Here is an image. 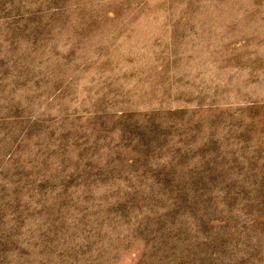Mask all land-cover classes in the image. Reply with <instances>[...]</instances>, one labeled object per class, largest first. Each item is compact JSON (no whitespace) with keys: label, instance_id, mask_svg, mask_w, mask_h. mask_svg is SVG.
I'll list each match as a JSON object with an SVG mask.
<instances>
[{"label":"rangeland","instance_id":"rangeland-1","mask_svg":"<svg viewBox=\"0 0 264 264\" xmlns=\"http://www.w3.org/2000/svg\"><path fill=\"white\" fill-rule=\"evenodd\" d=\"M0 264H264V0H0Z\"/></svg>","mask_w":264,"mask_h":264}]
</instances>
